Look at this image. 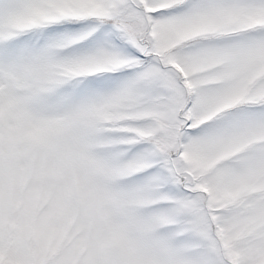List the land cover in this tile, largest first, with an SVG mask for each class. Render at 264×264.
Returning <instances> with one entry per match:
<instances>
[{"label": "snow or ice", "instance_id": "obj_1", "mask_svg": "<svg viewBox=\"0 0 264 264\" xmlns=\"http://www.w3.org/2000/svg\"><path fill=\"white\" fill-rule=\"evenodd\" d=\"M0 264H264V0H0Z\"/></svg>", "mask_w": 264, "mask_h": 264}]
</instances>
